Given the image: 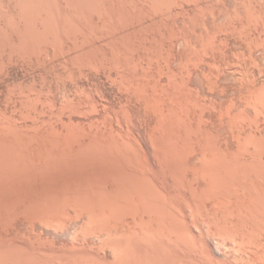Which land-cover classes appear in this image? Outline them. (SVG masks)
Listing matches in <instances>:
<instances>
[{
    "label": "bare ground",
    "instance_id": "1",
    "mask_svg": "<svg viewBox=\"0 0 264 264\" xmlns=\"http://www.w3.org/2000/svg\"><path fill=\"white\" fill-rule=\"evenodd\" d=\"M53 1L55 0L52 1L51 0H0V50L3 49L5 51H8L9 53V57L7 59L4 57L6 60L1 61L0 63V83L4 82L6 83L5 85H7L6 80L10 78L12 79V77L9 76L11 74V69L15 68L14 67L15 64L20 60H22L21 63L23 64L24 62H26V60L22 59L23 56L31 57L34 55H39V53H42L43 51H47L50 47L59 49L61 46L64 47L71 44H73V46L74 45L77 46L82 42V38H84L85 34H89L88 32L86 33V31H91L92 33L93 32L92 29L95 30L96 28H97L96 31L97 34L99 35L100 33H102V35L101 34L100 35L104 37L103 33L107 32L110 34L111 32H113L112 30L117 28L119 29L121 26H125L130 23H131L130 25H133L135 23L133 21L136 18H138L140 15L142 16L144 13L145 15H147L148 13H151L153 10V12H155L156 14L157 11H155L154 9L157 10V8L161 6L164 0H145V4L143 2L144 0H130V2L128 3L130 7L128 8L127 5H125L127 4L125 2L127 0H107L108 1L107 3L104 0H100V2L99 0H56L58 6H54ZM183 1L184 0H182V2ZM188 1L189 0L183 2V5ZM191 1H194L193 3H195V5L193 4L194 8L197 4L202 2L201 0H191ZM191 1H189V4H187L188 6H191L190 4ZM195 1H200V2H195ZM210 1L212 0H209V2ZM214 1L216 2V4H214L215 2L214 3L212 2L213 4L212 3L211 4L216 6H217V2L218 3L220 2V0L219 1L214 0ZM235 1H236L235 6L237 7L238 0ZM246 1L247 0L245 1L239 0L238 2L239 4L240 2L241 4H243V2L245 3ZM182 2L181 4L178 5L182 6ZM209 2H207V5L209 4ZM130 3H135V4L132 6ZM248 3H245V5ZM202 4H204V0ZM219 4H218V8H219ZM222 4L221 6H223ZM227 5L228 8L225 9H229L228 2ZM250 5L253 4L251 3ZM224 6L226 7V5ZM233 6H231L230 9H234L235 6L234 7ZM255 6L252 7L254 8ZM182 7L185 12L186 10L184 9V6ZM182 7H179V9L181 8V11H182ZM198 7L200 8V6ZM198 7L196 9H198ZM207 7L209 8V6ZM207 7L204 8L201 5V9L203 8V12H205L204 9H207V12L209 11ZM242 7L244 9V5ZM250 7H248L249 9L247 8L248 13L251 12L249 11ZM188 8H190L191 11H195L194 9L192 10L191 7ZM218 8H216V10ZM173 9L170 8L171 11ZM214 9L215 8H213L212 11H214ZM223 10L224 9L222 8L219 11L222 12ZM171 11H166V12L171 13L169 14L171 16L174 12L175 14L177 12L174 10L172 13ZM201 11H196V12L200 13ZM212 11L211 13L209 11V13L212 14ZM219 11H217V13ZM196 12L194 13L192 12L190 15L187 11L185 13L190 18L191 16L196 14ZM225 12L226 14L231 12L232 16L231 14L228 15L230 19L233 18V16L235 15L234 13L238 12L239 14L240 12H242V10L240 12L237 10L236 12L234 11L233 13L231 10L230 11L225 10L223 13ZM223 13L219 12V16L220 14L223 15ZM200 14L203 16L207 15V14L204 15L203 13ZM210 14L209 16H211ZM163 15L166 18L165 17L162 18L160 16L161 18L159 17L160 19L157 21H160L161 19L163 20L164 18L165 19L171 18L170 16L167 18L166 15L168 14L165 15L164 13ZM222 15L218 17L217 20H215V18L218 15H215V17H213L214 19L211 17L213 20L212 21L210 20V22L216 24L215 22L217 21L218 23L217 25H219V23L221 22L219 18H221ZM239 15L242 16L243 14L242 15L239 14ZM248 15L250 16V13ZM194 16L196 17V15ZM209 16L207 15L208 19ZM228 16L224 17L223 15L224 17L223 19H227ZM255 16L257 17V13ZM143 17H139V19ZM172 17H173V19L171 18L172 20L176 19L174 18L175 15ZM185 17L186 16H183V18ZM195 17L193 18L191 17V18L194 19ZM236 17L237 16H235V18ZM252 17L251 19L249 17L246 18L252 20ZM177 18H179V16ZM183 18L179 20L186 21ZM201 18L202 16L199 19L201 20ZM233 19L229 20L230 23L227 20L228 27L231 24L232 27L234 28L233 23H231ZM239 19L242 18L237 17L238 21ZM143 20L145 19L143 18ZM234 20L233 22H235ZM256 20L254 22H256V24H259L257 23ZM137 21L139 24L138 23L136 24L138 25H140V22L142 23L141 20L139 22V20L137 19ZM166 21L168 20H165L164 22ZM175 21L176 23H178L177 19ZM201 21L204 24V21L203 20ZM201 21L198 22V24H201ZM208 21L206 22L207 24L209 23ZM223 21L226 22V20ZM170 22H166V24ZM222 22L220 24L221 27L223 28L226 27V25L225 26L222 25ZM157 23L158 26L159 24H161L159 22ZM182 23L184 24L185 22ZM192 23H195L197 26L195 27V25L194 26L192 25L191 26L192 28H189V30L190 29L192 30V31L190 30L191 32H193L194 27L195 29L198 27L196 21L193 22L192 20L191 23L189 22V25ZM143 24H145L144 21ZM153 24L151 23V25ZM179 24H175V26L176 25L179 26ZM214 24H211L213 25L212 27H214ZM88 25H90L89 26L90 28L93 26V28L88 29ZM168 25L167 26L163 25L161 27L162 28L167 27V31H169V29L170 30L172 29L171 27H173V24L171 27L169 25L170 27L169 29H168ZM184 25L188 26V23ZM244 25L241 24L240 27L241 26L243 27L241 29H243L244 35H246L247 32L245 34V31L248 30L245 29L244 31L245 28ZM149 26L150 24L148 25V27ZM158 26L157 29L160 28V27L158 28ZM178 26L177 28H179ZM202 26H203L202 24L199 25V28ZM219 26H217V31L219 29ZM257 26L258 25H256V28ZM208 27L207 25L205 26L204 24V28L203 27L200 28V31L201 29H203L202 31H205L204 29L207 28V32H208L209 31ZM212 27L210 28L212 29ZM228 27H226V29L224 30L220 28L219 29L220 31H218V33L219 32L224 33V31L227 30ZM127 28L128 27L126 26L125 30H128ZM177 28L176 30L180 31L183 29V26L182 29L180 30ZM238 28L239 27H237V29ZM185 29L187 28L185 27ZM253 29H255V27ZM165 30L166 29H164V31ZM233 30H235V28ZM128 31H130L131 33L132 31H134L135 34L134 25H133V30L132 31L128 30ZM160 31L161 30H159L158 32L160 33ZM217 31L215 33V29H214V32L212 31L210 32L214 33V35L215 34L218 35ZM239 31L240 30H238V33L236 31V33L239 34ZM241 31L239 35H236L234 31L233 33L235 34L234 37L239 36L238 38L239 39L241 38L242 40L243 39L242 37L245 36L241 34L242 33ZM96 32H94V34H96ZM138 32L137 34L139 35L141 31L139 33ZM166 32L165 34H168V32L167 33ZM170 32H172V34H170V36L172 35L171 38L176 39V41H178L177 43H179V40H177V38H179L180 36L181 37L183 36L182 37L183 39L185 37L186 39L190 38L188 42L189 45L191 44L190 41H193L194 39L193 36L194 34H192L191 36H185L186 33L183 32L184 33L183 34L181 32L182 34L179 36L178 33L180 32H178L177 33L178 37L176 38V36L173 37L174 36L173 33L175 34V32L173 30H171ZM207 32H205V34ZM125 33L127 34L128 32ZM131 33L127 35L128 36L127 39H130L133 36V34L132 36H130ZM161 33L163 34L162 35L158 34V35L163 37L165 34L163 31ZM188 33L189 31L187 32L186 35H188ZM208 33L207 35H209L210 37L211 35L213 36L211 37V39L209 38L212 44V42L215 40L214 38L216 37V35L214 36L213 34L211 33L208 34ZM221 33L220 35H222ZM113 34L115 33L113 32ZM91 35L89 34L88 36ZM124 35L125 34L123 33V36ZM196 35L198 38L199 37L203 38V35L200 33L201 36H198L199 32H197V34H195L196 40L198 39ZM107 36L108 35H105V37ZM127 36L125 35V37ZM149 36L151 37V35ZM154 36L155 35H153V37ZM166 36L163 39L165 38L167 39L168 37ZM137 37L139 38V36ZM150 37L148 38L149 40ZM162 37H161L162 40L161 43L165 42V40H163ZM191 37L193 38L192 40ZM226 38L224 37V41L226 40ZM144 39H142V41ZM251 39L253 42L255 41L256 38L254 39L253 37ZM158 40L157 42L160 43ZM172 40H170L169 37V40L167 39L166 41H172ZM202 40H204V38ZM235 40L232 41V44L233 42L234 43L237 42ZM109 41L113 43L115 39L113 38L112 41L111 38ZM155 41L154 43H156ZM208 41L207 44L210 43ZM219 41H222V39H220ZM243 41H245V39ZM243 41L241 42L242 44ZM87 42L88 41L86 40L85 43ZM110 42L106 47H109ZM125 42H121L122 44L118 43V45L113 44L114 45L113 47L111 45L112 49L110 51L111 54L109 56L108 53H106L105 56L101 58V60L99 61L96 60L98 63L94 61L95 65L97 63L98 67L101 66L103 68L104 70L103 73H105L104 75H106L105 79H107L106 83L109 84L110 90L109 91L106 90L107 91L106 94H104L102 97L103 99H101V101H103L102 103H100L101 109L100 108L99 109L101 111L99 112L95 109L96 107L95 108L93 107L92 109L93 111L95 109L96 112H99L98 114L94 113L97 116L96 115L92 116L89 114L90 116H92V118L93 117L96 118L95 119L93 118L94 120L93 121L91 120L90 122L89 116L86 115L87 117L85 118H89V121L86 122L88 123L90 122V124L87 123L88 125L86 124L85 127L83 126L84 128L79 127L80 128L79 129L77 127L79 126L78 123L80 121L78 119L82 114L81 112L80 113L78 112L80 115H76V117L79 116L77 117L78 118L77 126H71V127L69 126L72 125L71 122L72 120H69L71 115H73L74 113L78 114L77 113L78 109L75 110L76 112L74 113L72 112L74 111V107L73 110L69 108L73 113V114L70 113L71 114L70 117H68L69 114H67V112L68 111L70 112V110L66 109L67 115L65 113L64 115L59 111L60 114L63 115V118L65 117V120H66V116L69 118L67 121L64 120L66 124L63 121V118L57 115L58 114L57 111L59 109L56 110L53 108V110H56L57 113L56 118L57 116L59 117V120H61L60 118H62L61 121H63L64 124L60 123L61 121L59 122V120L56 118H54L55 120H52L51 115H53L52 113H54V111L47 109L48 111H52V112L51 115L49 114L50 118L48 117L46 118V120L51 119L52 121L51 124L57 120L58 123L62 124L61 125L62 127L60 129L57 128L58 126H60L56 124L57 122L56 123L54 122L55 124L53 123L52 127H50L51 125H49V127H46V129L44 127L42 129L41 128L42 126L40 127L37 124L38 121L36 120V118L38 117L33 119L34 117L32 118L31 117L32 115L30 116L32 118V125H30L28 123V120L25 119H24L25 121L21 119L24 122L18 121V118H16V116L19 115L18 114L19 111L17 112L15 110L16 109L15 106H14L15 109L14 108L11 109L12 110L11 113H9L10 112V108H9V112H7V114L4 113L5 111H3V109L1 108L3 111V112L0 111L1 203L5 201L7 202V200L2 202L5 196L6 198H9L12 196L14 197L16 195L15 198L13 199H17L18 196H20L19 190H21V187L18 186L20 184L24 185V187L26 188L25 184L29 185V183L32 180H34V178H36L37 180L38 177L39 178L41 177L42 180L41 182L44 183L43 188L40 187L41 190L38 189L37 192L36 191L32 192L33 193L32 196L28 198L25 196V199L27 198L26 200L23 199L24 198L23 196L21 197L23 201H20L22 200L20 198V200L18 199L19 200L18 202L17 200H15L16 202H14L12 199L11 202L9 201V204L6 203L9 206L8 205L6 206L5 203H3L5 205H2L0 203L1 258L3 255V258L5 259L3 261L5 263H8L11 257H12L10 259L11 261L12 260L19 261L21 259L19 262H23L22 260L24 261L27 260L25 253L21 251L20 254L19 252L21 249L24 250L22 247H20L21 243L19 244L20 245L19 247L21 248L20 249L17 247L10 246L13 244L14 241L12 243L11 242L7 243L8 245L5 244V242L7 241H4V239L8 240L7 237L15 239L16 237H18L19 235L21 236L22 234H24L22 235L23 238L25 234L33 235L34 237H36V239H34V241L36 242L39 239L40 240L39 242H42L40 244L42 245V250H43L42 253H44L45 256L46 249L44 248L47 246H45L43 242L47 239L48 236H46V239H44L45 237H43L44 239L43 241L41 240V237L45 232V230L49 229L52 230L53 233H55V236L53 235L54 237H56V235H58L59 238H61L60 236H62L61 239H63V237H68L70 241L65 243L63 240L64 243H61L62 240H60L61 242L59 240L58 241L56 240V238L58 237L50 238L52 239V241L55 240L56 242L61 243V246L58 245V243L49 242L48 239L46 240L47 243L45 241L46 244H49L48 246H50L52 250L54 248V251H50V254L51 252L56 251V254L58 255L60 252L57 253L58 251L55 249L61 248L60 249L62 250L61 257L63 258L60 257L61 260L59 262L57 261L59 264H264V200H263L264 198V193H263L264 190L263 189L264 188V160H263L264 158V78L260 80V77H263L261 74H263L264 68L262 67L263 65H260L263 68V70L260 66H258L259 64L254 61L255 58L253 60L251 59L253 58L252 49H254V46L260 45L258 43V40L256 42V45L254 46H252L253 43L252 45H249L251 42H249L248 45L246 44L248 47L249 46L253 47L252 49L250 47L251 50L249 51L250 52L252 51L250 55L248 53V55L252 57L249 58V56L248 57L246 56L248 60L251 59L250 62H248L247 59L246 62L244 58L241 59L237 58L238 59V61H236L237 65L236 64L235 65L237 66L236 68L239 67L238 71L240 73L239 74L236 73L238 75V78L235 75V77L237 78V79L235 78V81L237 80V85L233 89L232 91L233 93L229 91L227 84L226 85L225 83L222 84V82L225 79L224 80L223 78L221 79V76L224 73L223 72L224 69L227 68L224 67L223 69V66L225 65V64L223 65V62H225L226 60L224 61L222 58L225 55L224 51L226 50V48L223 49L221 47H218L219 46L218 44H217L218 46L215 44L209 46L211 48L215 46L218 47V48L215 47L216 49L212 48L214 50H212L213 52L212 51L210 52L212 55L211 56L209 53L211 48L209 50L205 42L204 43L206 45L204 46L207 47V49H205V51L207 50V53L204 54L202 53L204 49L202 50L199 48H202L201 43L203 42L201 41V39H198L199 43L197 41L196 43L199 44V48L195 49L192 44L189 47H191L190 49L193 50L192 52H194V50L196 51L202 50L201 51L202 56L199 57L200 52L199 53L194 52L193 53L194 55L191 56L192 58L196 56L197 57L196 59L198 60L194 61V59L192 60V58H187L189 61L188 62L185 59V61L183 62L184 64H186L187 67L183 64L185 66L183 68L179 64L180 67L177 66L179 67V69H181L179 71H177L178 68L177 70H173V67L171 69V65H172L171 62L172 59L174 58L172 56H173V52L175 51L174 49H176L174 45L177 44L171 42L169 49L164 47L165 46L164 43L160 44L162 48H165V50L168 49L166 50L165 54H161L162 57L164 56L163 59H165L166 66L163 65L164 63L163 64L161 63L163 59L161 61L159 60V63H161L162 65L160 64L158 65L157 62L158 65V66L156 65L157 70L153 71L151 69L155 68L154 66L155 63L152 66L149 65L150 70L149 68H145L146 66L143 67L140 66L139 64L135 65L134 62H133L134 63L133 66L131 65L132 63L129 61L130 59L129 56L131 55H128V53L130 51L133 52L132 49L130 50V46L132 45V43L135 42V38H134V42H132L130 46H126L124 44ZM130 42L131 41H129V44ZM184 42L185 41H183V43ZM193 42H195V40ZM228 42L230 43V41ZM228 42H226V46H228L229 44ZM92 43L94 44L95 42L93 41ZM92 43H90V45ZM126 43L128 45V42ZM148 43L149 42L147 43L145 42L146 46ZM158 43H157L158 47L157 46L154 47L155 44L152 43L151 44L152 46L154 45L153 47L155 49L156 48L158 49L159 48ZM221 43L224 44L225 42H221ZM179 44H181V42ZM101 45L99 46L103 47L106 50L105 44H101ZM97 46L95 47V49L98 48ZM146 46H144L145 49L150 47L149 44L147 48ZM258 46H256L257 49ZM74 47H72L71 50H74ZM183 47H186L185 50L187 49V45L182 46L181 44L180 48L178 47L179 48L178 50L181 49L182 51ZM68 48L69 46H67V50ZM233 48L235 49V47H232L231 50H233ZM60 49L58 50L59 54L62 53L61 56L64 57L65 56L63 55L64 49L62 50V52L60 51ZM95 49L93 47V50H90V52L93 51L94 53ZM190 49L189 51H186L189 52L188 54H192ZM257 49H255V51ZM75 50H78L77 47ZM147 51H149L150 53L153 52L154 54V51L151 52L148 49ZM236 51L234 53H237ZM68 52L66 51V53ZM244 52L246 51L244 50ZM70 53L71 52H69V54ZM185 53L184 55L187 54ZM234 53L230 54L232 55L231 57L236 55ZM239 53L242 54L240 51ZM135 54L137 55L138 51L137 53L135 52ZM147 54L149 55L148 52ZM226 54L228 53L226 52ZM246 54L247 53H245V55ZM0 55L2 56V54ZM50 55H52V53ZM174 55L175 58L177 59L178 57H176L175 53ZM216 55H219L218 56L219 59L217 58ZM42 56L43 55H41V57ZM70 56L73 58V56L76 55L74 54ZM142 56L146 57L144 55ZM242 56H244V53ZM99 57L101 56L98 55L97 58ZM143 57L140 56V58ZM149 57L151 56H148L147 58ZM185 57L186 56H184V58ZM207 57H211V58L209 59ZM226 57L228 56L225 55L224 59H228ZM231 57H229V59ZM180 58L178 60H180ZM2 59L3 58H1V60ZM189 59H191V62ZM231 59L233 60V58ZM80 60L78 61L81 62ZM34 61L32 63H34ZM141 61L143 62V60ZM144 61L146 64V60ZM186 61L187 63H185ZM229 62L230 60L227 61V66ZM43 63L45 62L43 61ZM68 63L70 64V61ZM77 63L75 62L74 64L76 65V67H78L80 64ZM188 63L192 65L188 66L189 65ZM232 63H230L229 66L233 65ZM254 65L256 68H258L257 69L258 71L261 68L260 72L258 73L260 76L256 75L255 73L256 70L255 71L250 70L251 69L250 67ZM59 66L61 67L62 65ZM64 66H68V65L64 64ZM174 66L176 67L175 64ZM27 67H31V66L28 64ZM66 68L67 67H65L64 69ZM252 68L256 69L254 67ZM15 69L17 70V68ZM69 69L72 71L71 68ZM164 69H167L168 71ZM18 70L16 71L17 73ZM99 70L102 71L101 69ZM232 70L231 72L233 73L234 70L237 72L236 69H234L233 71ZM92 71L97 72L95 70ZM113 71L118 75L116 79L112 78ZM227 72L228 71L226 69V73ZM57 73H56L57 75L56 77H60L58 76V74H60L61 72L58 74ZM30 74L31 73H29V75ZM66 75L68 76L67 72ZM101 75L102 74H100L99 76ZM225 75L226 74H224V78ZM61 76H62L61 78L63 79L65 75L63 76L61 74ZM73 77H75V75ZM73 77L71 78L73 79ZM228 78L229 77H227V79ZM66 79L67 78H65V80ZM86 79H89V77H87ZM55 81H57V78ZM59 81L61 83V79L58 80V83ZM92 81H93L92 85H94V82L97 83V81L94 80ZM230 81L231 82H229L228 84L235 83L232 82L233 81L232 79H230ZM8 82L12 83L10 81ZM33 82H35V80ZM43 82H47V81H43ZM90 83H92L91 80ZM90 83H88V85ZM84 84H86V82ZM235 84H233V86H235ZM56 87H58V84ZM9 88L11 89L12 86ZM26 88L28 91L32 90L30 89L31 87H26ZM86 88L87 87L85 86V90L88 91L87 90L88 88L87 89ZM58 89L60 91V86ZM78 89L79 88H77V90L75 89L76 92L77 91L80 92V90ZM69 90L68 91L71 92V89ZM75 90L73 92L76 97L77 94L75 93ZM85 90L83 89L81 93L84 92ZM45 92H47V90H45ZM63 92H61V94ZM229 92L232 93L230 94V96L231 95L232 96L231 97L228 96L229 98L227 99V97H224V95L229 94ZM7 93H8V89H7ZM37 93L38 92H36V94ZM0 94L2 93L0 92ZM20 94L21 93H19V95ZM14 95L15 94H13L12 97H14ZM67 95L70 94L68 93ZM83 95L85 94L83 93L79 97L82 98ZM95 95L97 96V93ZM98 95L101 96L102 94H98ZM39 96L40 95H38V97ZM42 96L43 94L41 95V97ZM36 97L34 96V100H36ZM222 97L226 99H223ZM9 98L11 99L10 96ZM29 98H31V96L26 98V100L31 101V99ZM46 98H48L47 94H46ZM60 98H62L61 95ZM70 98H72V96ZM87 98L84 99L82 98V99L86 100ZM63 99H65V97ZM67 99H69V96H67ZM82 99H81V103H82ZM74 100L79 102V99L74 98ZM46 101L47 100L43 102L41 100L40 102H43L45 104ZM9 102H11V100H9ZM91 102H94V100ZM98 102L99 101H97V103ZM22 103L23 102H21V104ZM68 103H71L70 99ZM87 103L89 102L87 101ZM94 103L90 105L95 106L96 103L95 104ZM36 105L38 106L39 104ZM45 105L47 106V104ZM41 106H43V104ZM62 106L67 108L65 105ZM62 106H60V108H62ZM76 106L77 105H75V108L77 107L79 108L80 105L77 107ZM82 106L80 107V109L82 108ZM88 106L86 105V107ZM249 107L250 109L252 108L253 111L252 110L249 111L248 109ZM44 108L45 107L43 106V110ZM19 109L21 108L19 107ZM30 109L28 110L27 108L28 111L25 110V112H22L20 110L21 111L20 114L25 116L26 113L28 112V114L25 116V118H28L29 117L28 115H30L29 113H32L33 110L36 111L35 110L36 107L35 109L32 110ZM80 109L78 111H80ZM60 110L62 111L64 110V108ZM82 110L84 112H86V110L92 111L91 108L90 110L89 108L88 109L86 108V110L85 109ZM44 111L43 113L46 112ZM251 111L253 112L252 114L249 113ZM40 112L41 111H39V113ZM33 113L35 114V112ZM43 113L42 115H44ZM88 113L89 112H87L86 114ZM91 114H93V112ZM24 116L20 118H24ZM76 117L75 118L71 117V118L76 119ZM84 120L82 121L84 122ZM69 121L71 124H68ZM75 122L73 121L74 124ZM54 125H57V127L55 126L57 129L53 127ZM246 154L249 155L250 157V158L248 157L249 159L247 157L245 158ZM87 156L88 158L90 157L92 162L98 161L95 164L96 165L100 164L101 165V167L99 166L100 168L107 170L108 177H106V179H102L105 180L102 181V183L99 181L100 179L98 180V175L96 174H95L96 176L93 175V177L89 174L93 178V179L91 178V180L89 181L81 179L84 177H79V175L77 176L74 174L76 170H72V169L75 168V166L77 167L80 164H82V161L80 162L81 158H85L84 159L85 161ZM87 161L88 160H86L85 162ZM62 164L67 166L66 170L68 171L65 174H67L68 175L67 177H69L68 179H70L69 181L67 180L68 182L64 185L59 184V181L61 179L56 181L59 177L58 173L57 175L54 174L55 171L57 172L58 168L61 167L62 169ZM68 164H70L69 165L70 171L68 168ZM84 164H88V162ZM90 164L92 163L89 162V165ZM82 167L84 166H81V170L83 169L85 170V168L82 169ZM53 169H57V170H53ZM79 170L80 169H78L77 174L79 173ZM82 174H84V172ZM89 175L88 177H86L87 179H89ZM85 176H87V174ZM16 186H18L19 189ZM14 188H16L15 189L16 192L18 190L17 193H15ZM13 192L15 193V195L12 194ZM22 192L21 195L26 194V192H24L23 194ZM10 199L11 198H9V200ZM12 202L18 204L17 205L11 204ZM49 232L48 235L49 234L51 235L52 232L50 233ZM26 238H28V236H26ZM90 238L91 239L97 238V240L100 239L98 242L100 243L101 241L102 244H100V247L97 244V248L99 249L102 248L101 245L104 247H108V249L107 248H103V249L110 250L108 252L111 253V259L107 258L105 256V252L102 250L100 251H102V253L104 252V256L98 253L99 252L97 251L98 249L96 250L97 252H95L94 250L95 253L93 254L90 253V251L93 250L90 249L89 251H87L86 248L90 242H91L90 245L92 244V242L98 243L97 241L94 240L90 241L91 240ZM29 239L31 240V238ZM12 240L13 239H11V241ZM30 240L28 241V243H32L33 239L31 240V242ZM65 241L67 240L65 239ZM33 243L35 244V242ZM38 244L39 243H37L36 245ZM40 244L38 245V248L40 247ZM28 245L30 246H27V242H26V246L29 247L31 251L36 247L35 245L34 248L31 247V244ZM90 245L88 247L92 248V245L91 246ZM95 246L96 245L93 246L94 249H96ZM23 247L25 248V246ZM30 247L33 249H31ZM38 248L37 250L34 249V251L36 250V252H38L40 250ZM29 249L28 248L25 249V252L27 250L29 253ZM34 251L33 253H35ZM17 252H19L18 254L20 255L17 256L16 255ZM6 254L11 255L9 256L10 257L9 259ZM36 254L35 255L33 254L34 257L36 256ZM50 254L47 251L46 256L50 258ZM56 254L54 255L56 256ZM21 255L25 256L26 259L25 257H22L20 259H14L16 258V256L17 258H19V256ZM51 255H53V253ZM32 256L31 257L28 256V257L33 259L34 257ZM44 256L43 254L41 256L39 255V257H42V259L39 258L38 256L35 257L38 260L40 259L42 261H39L38 263L37 262L38 260L34 258L35 261L31 260L32 264L35 262H37V264H49L47 263L49 261L56 262V259L54 260L52 258L53 260H50L47 257H45L46 259H48L46 262L43 259ZM108 256L110 255L108 254ZM6 257L8 259L7 262H6ZM56 258L59 259L58 256H56ZM1 260H0V264L4 263ZM18 261L14 263L17 264L19 263ZM26 262H24V264H28V263L31 264L30 261H28V263ZM10 263L12 264L13 261Z\"/></svg>",
    "mask_w": 264,
    "mask_h": 264
},
{
    "label": "rangeland",
    "instance_id": "2",
    "mask_svg": "<svg viewBox=\"0 0 264 264\" xmlns=\"http://www.w3.org/2000/svg\"><path fill=\"white\" fill-rule=\"evenodd\" d=\"M51 1H52V0H51ZM104 1H106V3L108 2L107 0H104ZM169 1H171V2H169ZM175 1H176V2H175ZM185 1H186V0H184L183 2H185ZM189 1H191V0H189ZM189 1L185 3L186 6H188L187 4H189ZM201 1H202V2L199 3V4H197V5L195 6V8H194L195 3H193L194 1H191V2H192V3L190 2L191 6H188V7H191L192 10H193V9L195 10V11H191L190 8H188V7L185 6V4L183 5L182 0H178V1H177V0H167V2H166V0H164V1L162 2L161 6H159V8H157V10L154 9L155 11H157L156 14H155V12H153V10H152L151 13H148V14L146 13L147 15H145V13H144V14H143L144 17H143V15H142V16H141V15L139 16V17H143L146 21L143 20V18H140V19H139V17L135 19L136 21H137V19H138L139 22H140V20H141V21L143 20L145 24H143V21H142V23L140 22V25H138V24H139L138 21H137V22H136L135 20L133 21V22H135V23L133 24V25H134V28H135V34H134V31H132V30H133V25H130V24H131V23H130V24H127V25H125V26H121L119 29L117 28L118 30H117V29L112 30L115 34H113V32H111V33L113 34V35H112L111 33L109 34V33L106 32V33H103V36H104V37H102V36H101L102 33H100L101 35H100V34L98 35L97 32H96V31H97V28L92 24L96 29H95V30L92 29V31H93L92 33H91V31H86V33L88 32L90 35L92 34L91 36H88L89 34H85L84 38H82V42H81L79 45H77V46L74 45L75 47L73 46V44H71V45H67V46H69L68 50H69V49L71 50L72 47H74V50H71V51L69 50V52H71L70 54H69V52H68V50H67V46H64V47L61 46V47H60L61 49L59 48L61 52H62V50L64 49V50H63V52H64L63 55H65L64 57L61 56V55H62L61 52H60L61 54H59V51H58L59 49H58V48H53V47H50L47 51H43L42 53H39V55H34V56H31V57H29V56H28V57H24V56H23L22 59L26 60V62H27L31 67L33 66V67H32L33 69H32L31 67H27L28 64H27L26 62H24V64L21 63L22 60L18 61V62L15 64L14 67L17 68V70L19 69V70H18V73L16 72L17 70H16L15 68H13V69H11V74H10V76H9V77H12V79H14V80H12L11 78L8 79V80H6L7 85H5L6 83H4V82L0 83V92L2 93V94H0V103L3 104V105L0 104V109L2 108L3 111H5L4 113L7 114V112H9V108H10V112H9V113H11V111H12L11 109L14 108V106H15L16 109H15V108H14V109H15L17 112L19 111V112H18L19 115L16 116V118H18V121L24 122L25 120H28V123H29L30 125H32V118L34 117L33 119H35L36 117H38V118H36V120L38 121L37 124H38V126H40V127L42 126V127H41L42 129H43V127L46 129V127H49V125H51L50 127H52V125H53L54 122H55V123L57 122L56 124H57V125H60V126L57 127V125H54L53 127H54L55 129H57V128L60 129V128L62 127V126H61L62 124H60V123H63V124H64V122L67 121V120L69 119L68 117H70V115H71L70 113H72V112H73V113L76 112L75 110H77V109L79 110L80 107L83 105L82 108L80 109V111L77 110V113H78V112H79V113H80V112L82 113V114H81L82 117H81V115H80L79 113H78V114H75V113H74L75 116H74V114L72 113L73 115H71V117H74V118H75L76 115H80V117L77 116V117H79V119H78L77 117H76V119L70 117L69 120H72V121H71V122H72V125H69V126H70V127H71V126H77V123H78V120H79V121H80V122L78 123L79 126H77V127H78V128H79V127L82 128L83 126L85 127V125L88 123V122H86V121H89V118H90V122H91V120L93 121L96 117H95V118L93 117V118H94V119H93L92 116H95L96 114H98V113L101 111V110H100V109H101V104H100V103L103 102V101H101V99H103V98H102L103 95L106 94V92H107L106 90H108V91L110 90L109 84L106 83L107 79H105V76H106V75H104L105 73H103L104 70H103V68H102L101 66H99V67L97 66V65H98V64H97V63H98L97 61L101 60V58H103V57L105 56L106 53H108V56L111 54L110 51H111L112 47L114 46L113 44H117V45H118V43H119V44H122L121 42H125V40H126V42H128V45H127L126 42H125L124 44H125L126 46H130L131 43L134 42V38H135V42L132 43V45H131V46H133V47L130 46V50L132 49L133 52L130 51L131 53H130V52H129L130 54L128 53V55H131V56H129V57H130L129 61H130L132 64H131V63H130V64H131L132 66H133L134 63H135V65H136V64H137V65L139 64L140 66H143V67L146 66L145 68H149V70H150L149 65L152 66V65L155 63V64H154L155 68H152V69H151V70H153V71H156V70H157L156 68H157V66H158L159 64L162 65V64L164 63L163 65L166 66V65H165V64H166L165 59H163L164 56L162 57L161 54H165L166 50L169 49V47H170V43H171V42L177 44V45H174L176 49H174L175 51L173 52V56H172V57L175 58V55H174V53H175V54H176V57H178V58H177V59H176V58H175V59L173 58V59H172V62H171V64H172V65H171V69H172V67H173V70H177V68H178L177 71L181 70V69H179V67H180L179 64H180L181 67H183V68L186 66V64H184V62H183V61H185V59L188 61L187 58H192V56L194 55V54H193L194 52H196V53H197V52H198V53L200 52V53H199V57L202 56L201 51L204 49V50L202 51V53H203V54H204V53H207V50L205 51V49H207V47H208L209 50H210V48H211V47H209L210 45L212 46V45H214V44H215V45L218 44V45H219V46L217 45L218 47H221V48H223V49L226 48V50L224 51V54L228 56V57H226V58H228V59H229V57L232 56V55H230V54L234 53V52L236 51V49H237V51H236L237 53H234V54H236V55L233 56V57H231V58H233V60H232L231 58L229 59L230 62L228 63V66H227V61H229V60H228V59H224V56H225V55L222 57L224 61L226 60L225 62H223V65H224V64L226 65V66H225V65H224V66L222 65V66H223V69H224V67H225V68L227 67V68H226L227 71L230 72V73H228V72L226 73V69H224V71H223L224 73L222 74L221 79L223 78V80L225 79L226 81L224 80V81L222 82V84H223V83H225V85L227 84L229 91L232 92L233 89H234V88L236 87V85H237V80L235 81V78H236V77L238 78V75H237V74L240 73V72L238 71V70H239V69H238L239 67L236 68V67H237V66H236V65H237V64H236V61H238L237 58H240V59H241V58H244V60L247 62V60H248L247 57H248V56L250 55V53L252 52V51L250 52L249 50H251V49L253 48L252 46L256 45L257 40H258V43H259L260 45H259V46L256 45V46H258V49L256 48V46H254V49H252V50H253V53H252V54H253V55H252L253 58H251V59H252V60H253L254 58L257 59V58L259 57V58L257 59L258 61L255 60V59H254V61H255L256 63L259 64V65L257 64L258 66L263 65L262 67L264 68V53H263V52H264V0H258V1L253 0V1H255L256 3L253 2L252 0H250V1L247 0V1L245 2V3L250 2V3L246 4V5H247L248 7L251 6V7H250V10H249V11H251V12H249V13H250V16H251V17H252V15H253L252 20L256 17L255 15H256V13H257V17H256L257 20H256V18H255L253 21H252V20H249V18L251 19V17L248 15L249 13L247 12V10H248L249 8L245 5L244 2H243V4H241V2H240V4H239V2H238L239 0L237 1V3H238V6H237V7L235 6V5H236V4H235V3H236L235 0H234L235 2L232 1V0H230L231 2H230V1H227V0H222V1H223L224 3H226V4H224V3L220 0V2H219L220 4L217 2V6H216V5H212V4L215 2L214 0H212V1H210V2H209V0H204V4H206V5L202 4V3H203V0H201ZM218 1H219V0H218ZM241 1H242V0H241ZM244 1H245V0H244ZM53 2H54V4H53L54 6H58V4L56 3V0L53 1ZM53 2H52V3H53ZM99 2H100V0H99ZM102 2H103V1H102ZM125 2L127 3V4H125V5H127V8L130 7L129 4H128V3L130 2V0H129V1L127 0V1H125ZM140 2H141V1H140ZM143 2H144V4H145V0H144ZM143 2H142V3H143ZM181 2H182V6H184V9L189 13V15H190L192 12L194 13V12H196V11H201V10H202V11H201L200 13H203V14H204L205 12H207V9H204L205 12H203V8L201 9V5H202L204 8L207 7V6H209V8H208V7H207V8L209 9L210 13H211L212 9L215 8V9H214L215 12L212 11V14L214 13L213 15L210 14L209 11H208L207 13H205V14H207L208 16H209V14L211 15V16H209V19H208L207 15L204 14L205 16H203V15H201L199 12H196V14H194V15H196V17H195L194 15L191 16L192 18L195 17V18H194L195 20H194V19H192L191 17L189 18V16L186 15V13H185L186 11L184 12L183 7H182L181 5H180V6L178 5V4H181ZM195 2H200V1H195ZM207 2H209L210 5H209V4L207 5ZM212 2H213V3H212ZM227 2H228V4H229V9H225V8H228V7H227V6H228V5H227ZM55 3H56V4H55ZM174 3H175V4H174ZM211 3H212V4H211ZM222 3H223V4H222ZM231 3H232V4H231ZM251 3H252L253 5H250ZM130 4L133 6L135 3H130ZM164 4H165V5H164ZM193 4H194V5H193ZM214 4H216V2H215ZM218 4H219V8H218ZM221 4H222L223 6L226 5V7H225V6H224V7L221 6ZM233 4H234L235 7L233 6ZM168 5H169L170 7H169ZM171 5H172V6H171ZM176 5H177V6H176ZM192 5H193V6H192ZM211 5H212V6H211ZM230 5L233 6L234 9H230V7H231ZM239 5H240V6H239ZM243 5H244V9H243V7H242ZM249 5H250V6H249ZM255 5H256V6H255ZM258 5H259V6H258ZM137 6H138V5H137ZM175 6H176V7H175ZM178 6H179V7H182V11H183V12L181 11V8L179 9ZM198 6H200V8H199ZM210 6H211V8H212V7H213V8L211 9ZM215 6H216V7H215ZM252 6H255V7L253 8ZM138 7H139V6H138ZM161 7H162V8H161ZM163 7H164V9H165V8H166V9L164 10ZM174 7H175V8H174ZM197 7H198L199 10L196 9ZM220 7H221V8H220ZM240 7H241V8H240ZM170 8H171V9L174 8V9L171 11ZM216 8H218V9L216 10ZM222 8H223L224 10H223L222 12L219 11V10L222 9ZM237 8H238V9H237ZM247 8H248V9H247ZM251 8H252V10H251ZM255 8H257V9H255ZM160 9H162V10H160ZM178 9H179V11H178ZM188 9H189V10H188ZM200 9H201V10H200ZM235 9H237L239 12H240L241 10H242V12H243V11H245V12H243V13L240 12L239 14H241V15L243 14L242 16H240V15L238 14V12H236L237 10H235ZM240 9H241V10H240ZM159 10H160V11H159ZM174 10L177 11L176 14H175V12L173 13ZM225 10H226V11H227V10H229V11L231 10L232 13L235 11L237 14L234 13L235 15L233 16V18L236 19V20H234L233 18H230V19H229V16H228V15L231 14V12L228 13V14H226V12L223 13ZM253 10H254V11H253ZM255 10H256V12H255ZM163 11H164V12H163ZM166 11H171V12L175 15L174 18L177 19L178 23H176V21H175L176 19H175V20H172V19H173L172 16H174V15L172 14V16H171V15H169V14H171V13H168V12H166ZM217 11H219L220 13H223L224 17H225V16H228L227 19H223V18H224L223 15L220 14V16L222 15V17L219 18V20H220L221 22H222L223 20H226V22H224V21H223L224 23L222 22V25H223V26L226 25V27H228V22H229V20H231V19H233V20L235 21V22H233V20H232V22H231V23H233L235 30H233L234 28H233L232 25L230 24V25H229L230 29H229V27H228L227 30L224 31V33H221V32L218 33V31H220V30H219L220 28H222V29L224 30V29H226V27H224V28L221 27V25H220L221 22H220L219 20H218V21L220 22V23H219L220 26L217 25V24H218L217 21L215 22L216 24L210 22V20L212 21V20L214 19L213 17H215V15H218V16L215 18V20H217L218 17H220V16H219V12L217 13ZM252 11H253V13H252ZM161 12H162V14H161ZM178 12H179V13H178ZM158 13H160V14H158ZM164 13H165V15L168 14V15H166L167 18L170 16L172 19H171V18L165 19L166 17L163 15ZM180 13H181V15H180ZM183 13H185V14H183ZM188 13H187V14H188ZM197 13H199V14H197ZM215 13H216V14H215ZM154 14H155V16H154ZM157 14H158V15H157ZM178 14H179V15H178ZM244 14L247 15V16H245ZM251 14H252V15H251ZM258 14H259V15H258ZM151 15H152V16H151ZM156 15H157V16H156ZM176 15H177V17L179 16V18H177ZM149 16H151V17H149ZM153 16H154V18H153ZM160 16H161L162 18L165 17L163 20H164V21H165V20H168V21H166V22H170V21H172V22H170V23L173 24V27H171L172 24H170V23H167V24H166V22H164L162 19H161L160 21H157V20H159V19L161 18ZM181 16H182V17H181ZM183 16H186V17L183 18ZM197 16H198V17H197ZM201 16H202V18L204 17L203 19L201 18V20L204 21L205 26L207 25V27H208V25H209V27H208V30H209L208 32H209V33H211V34L214 35V33H212V32H214V29H215V33H216V31H217V26H219V29H218V31H217L218 35L215 34L216 37L214 38V39H215L214 41H213V38H212V41L214 42V43L212 42V44H211V42H210V39H211V37H213V36L211 35V37H210L209 35H207V33H208V32H207V28L204 29L205 31H202L203 29H201L202 32L200 31V28H202V27L204 28V24H203L202 21L199 19ZM231 16H232V14H231ZM235 16H237L238 18H242V19H239V21H238V20H237V17L235 18ZM155 17H156L157 19H156ZM159 17H160V18H159ZM187 17H188V18H187ZM205 17H207V18H205ZM211 17H212L213 19H212ZM246 17H249V18H246ZM148 18H149L150 20H149ZM151 18H153L154 20L151 19ZM182 18L185 19L186 21H182V20L180 21V20H179V19H182ZM260 18H261V20H260ZM170 19H171V20H170ZM187 19H189V20H187ZM191 19L193 20V22L196 21L197 24H198V22L201 21V24H202L203 26L199 28V25H201V24H198V27L195 29V27L197 26L195 23H192V24L189 25V22L191 23V21H192ZM197 19H198V20H197ZM204 19H205V20H204ZM152 20H153V21H152ZM169 20H170V21H169ZM190 20H191V21H190ZM199 20H200V21H199ZM208 20H209V21H208ZM215 20H214V21H215ZM227 20H228V22H227ZM255 20H256L257 23H259V24H256V22H254ZM148 21H149V22H148ZM154 21H155V22H154ZM156 21L159 22V23H161L162 25L159 24V26H158V23H157ZM173 21H174V22H173ZM207 21L209 22L208 24L206 23ZM146 22H147V23H146ZM162 22H163V23H162ZM180 22H181V23H180ZM182 22H185L184 24H187V23H188V26H187V25L185 26ZM252 22H253V23H252ZM136 23H138V24H136ZM151 23H152V24L154 23V24L151 25ZM155 23H156V24H155ZM164 23H165V24H164ZM179 23H180V24H179ZM226 23H227V24H226ZM229 23H230V22H229ZM88 24H89V23H88ZM90 24H91V23H90ZM135 24H136L138 27H137ZM141 24H142V25H141ZM147 24H148V25L150 24V26L148 27ZM168 24H169L170 27L172 28L171 30H173L174 32H175V30H176V28H177V26H178V25L175 26V24H179V26H178L179 28H177V29H179V30L182 29V26H183V29H182L183 31H182V30H180V31L176 30V32H175L176 35L173 33V35H174L173 37L176 36V38H177L178 35L180 36L183 32L187 34L188 31H189L188 35L185 34V36H191L192 34H194V35H193V36H194V39L191 37V40L193 39V41L195 40V42L190 41V43L193 45V47H194L195 49H196V48H199V44H198V43L200 42V40H199V42H198V39H201V41H202L203 43L205 42L206 44H207V41L209 40L208 42H210V43L207 44V45H206L205 43H204V44L201 43L202 48H199V49H202V50H199V49H198L199 51L194 50V52H192L193 50H191V49H190L191 47H189V46H191V44L189 45V43H188L189 40H190V38H189V39H186V37H185V38L183 39V38H182L183 36H182V37L180 36L179 38H180L181 40H180L179 38H177V40H179V43L181 42L182 46H183V45H184V46L187 45V49H188V50H187V49L185 50L186 47H183L184 49L182 48V51H181V49L178 50V49L180 48L181 44L177 43L178 41H176V39L171 38L172 35L170 36V34H172V32H170L171 30L169 29L170 27H169ZM182 24H183V25H182ZM211 24H214V27H215V26H216V27H215V28L212 27L213 25H211ZM236 24H237L238 26H237ZM241 24H242V25H244V24L246 25V26L244 25V27H245V28H244V31H245V29L248 30V31H245V34H246V32H247L246 35L248 36V38H247L246 35H244V33H243V29H241V28H243V27H242V26L240 27ZM251 24H252V25H251ZM253 24H254V25H253ZM255 24L258 25L257 28H256V25H255ZM128 25H129V26H128ZM156 25L158 26V28H159V27H160V28L157 29V26H156ZM163 25H164V26H167V25H168V29H169V31H167V27H165V28L163 27L164 29H166V30L164 31V29L161 27V26H163ZM192 25H193V26L195 25V27H194V29H193V32H194V33L191 32V31H192L191 29H190L191 31L189 30V28H192V27H191ZM235 25H236L237 27H239V28L237 29V27H236ZM89 26H90V25H88V29L90 28ZM93 26H92L91 28H93ZM126 26L128 27V28H127L128 30H131V31H132V33H131L130 31H128V30H125V27H126ZM130 26H132V27H130ZM142 26H143L144 28H143ZM155 26H156V27H155ZM174 26H175V27H174ZM184 26H185L187 29H185ZM141 27H142V28H141ZM154 27H155V28H154ZM210 27H212V29H211ZM246 27H247V28H246ZM254 27H255V29H253ZM91 28H90V29H91ZM121 28H122V29H121ZM173 28H174V29H173ZM209 28H210V29H209ZM231 28H232V29H231ZM137 29H138V30H137ZM140 29H141V30H140ZM146 29H147V31H146ZM149 29H150V30H149ZM155 29H157V30H155ZM162 29H163V30H162ZM236 29H237V30H236ZM256 29H257V31H256ZM115 30H116L118 33H117ZM122 30H123V31H122ZM153 30L155 31V33H154ZM159 30H161L160 33L158 32ZM184 30H187V31H184ZM195 30H196V31H195ZM231 30H232V31H231ZM238 30H240V31L242 30V31H241L242 33H241V34L245 36V37H242V38H243L242 40H241V38H240V39L238 38L239 36H238V37L235 36V37H237V38L234 37L235 34H236V35H239V34H240V31H239V34H237V33H238ZM119 31H120V32H119ZM138 31H139V32L141 31V32H140L141 34H140ZM143 31H144V32H143ZM152 31H153V32H152ZM156 31H157V32H156ZM162 31L164 32V34H165V32L167 31L168 34H165L163 37L160 36V35L163 34V33H161ZM177 31L180 32V33H178ZM210 31H212V32H210ZM221 31H222V30H221ZM234 31H235V34H233ZM236 31H237V33H236ZM260 31H261V32H260ZM94 32H96L97 35L94 34ZM109 32H110V31H109ZM125 32H128V33L126 34ZM129 32L131 33L130 36H132V34H133L132 37H134V36H135V37H134V38L131 37L130 39H127V38H128L127 35L130 34ZM137 32L139 33V35L137 34ZM147 32H150V33H147ZM167 32H166V33H167ZM181 32H182V33H181ZM195 32H196V33H195ZM197 32H199V35H198V36H201L200 33L203 35L204 40H202L203 38H200V37L198 38L197 35H196V37H197L198 39H197V40L195 39V34H197ZM205 32H207V33L205 34ZM225 32H226V33H225ZM250 32H251V33H250ZM256 32H257V33H256ZM259 32H260V33H259ZM98 33H99V32H98ZM116 33H117V34H116ZM123 33H124L127 37H125V35L123 36ZM151 33H152V34H151ZM177 33H178V35H177ZM184 33H183V34H184ZM190 33H191V34H190ZM209 33H208V34H209ZM220 33H221L222 35H220ZM93 34H94V35H93ZM104 34H105V35H108V36H107L108 38L105 37ZM144 34H145V35H144ZM148 34L151 35V37H150ZM158 34H160V35H158ZM189 34H190V35H189ZM223 34H226V35H223ZM95 35H96V37H95ZM109 35H110V36H109ZM115 35H116V38H115ZM117 35H118L119 37H118ZM153 35H155V36L153 37ZM166 35H167V36H166ZM215 35H214V36H215ZM249 35H250V36H249ZM93 36H94V37H93ZM111 36H113V37H111ZM121 36H122L123 38H122ZM137 36H139V38H138ZM140 36H141V37H140ZM158 36H159V37H158ZM165 36L168 37V38H167L168 40H169V37H170V40L173 39L174 42H173V40H172V41H166V40H167L166 38L163 39ZM205 36H206V37H205ZM207 36H209V37H207ZM223 36H224L225 38L227 37L228 39L226 38V40L224 41V37H223ZM260 36H261V37H260ZM124 37H125V38H124ZM144 37H145L146 40L144 39ZM149 37H150V40L148 39ZM156 37H158V38H156ZM161 37H162L163 40H165V42H163V43H164V45H165L164 47H165V48H168V49H166V50H165V48H162L161 45H160V44H163V43H161V42H162ZM233 37H234V38H233ZM240 37H241V36H240ZM253 37H254V39H255V38H256V39H255V41L252 42V39H251V38H253ZM111 38H112V41H113V38L115 39V41H113V43H111V42L109 41ZM117 38H118V39H117ZM140 38H141V40H140ZM151 38H153V39H151ZM155 38H156V39H155ZM187 38H188V37H187ZM205 38H208V39H205ZM209 38H210V39H209ZM216 38H217V39H216ZM219 38L222 39V41H219V40H220ZM258 38H260V39H258ZM261 38H262V40H261ZM119 39H120V40H119ZM124 39H125V40H124ZM131 39H132V40H131ZM142 39H144V40H143L144 42L142 41ZM147 39H148V40H147ZM158 39H159V40H158ZM185 39H186V40H185ZM230 39H231V40H230ZM235 39H236V40H235ZM244 39H245L246 42L243 41ZM248 39H249L250 41H249ZM254 39H253V40H254ZM86 40L88 41L87 43H85ZM117 40H119V41H117ZM127 40H128V41H127ZM152 40H153V41H152ZM155 40H156V41H155ZM157 40H158L160 43H158ZM182 40L185 41V42H184L185 44L183 43ZM234 40L237 41V42H235V43L233 42V44H232V41H234ZM90 41H91V42H90ZM93 41L95 42L94 44L92 43ZM116 41H117V42H116ZM129 41H131L130 44H129ZM138 41H140V42H138ZM151 41H152V42H151ZM154 41H155L156 43H154ZM196 41H197L198 43H196ZM228 41H230V43H229ZM242 41H243V44L241 43ZM247 41H248V42H247ZM262 41H263V42H262ZM83 42H84V43H83ZM89 42L92 43V44L90 45ZM105 42H106V43H105ZM109 42H110L109 47H106V46H108V43H109ZM136 42H137V43H136ZM141 42H142V45H141ZM145 42H146V43L149 42L148 44H149L150 47L147 48L148 44H147V46H146ZM150 42H151L152 44H155V46L153 45L154 47H156V46H157V43H158V44H159V48H158V49H157V48L155 49V48L152 46V44H151ZM221 42H225V43L223 44V43H221ZM226 42L229 43V44L227 43L228 46H226ZM249 42H251V43L249 44ZM254 42H255V44H254ZM260 42H262V43H260ZM88 43H89V44H88ZM100 43H101V44H105V48H106V50H105L103 47H101V46H104V45H101ZM135 43H136V44H135ZM165 43H166V44H165ZM193 43H194V44H193ZM195 43H196L197 46L195 45ZM237 43H238V44H237ZM239 43H240V45H239ZM252 43H253V45H252ZM258 43H257V44H258ZM96 44H97V45L99 44V45H101V46H99V45L97 46ZM167 44H169V45H167ZM202 44H203V45H202ZM221 44H223L224 47H223V45H221ZM241 44H242L243 46H242ZM246 44H247V45L249 44V45H252V46H249V47H248ZM92 45H93L94 49H95L96 46L98 47V48H97L98 50L95 49V50H94V53H93V51L90 52V50H93ZM94 45H95V46H94ZM111 45H112V47H111ZM134 45H135V46H134ZM194 45H195L196 47H195ZM204 45H206L207 47L204 46ZM229 45H230L231 48L229 47ZM78 46H79V47H78ZM142 46H143V47L146 46V48H147L148 50H150L151 52L154 51V54H155V55L153 54V52L150 53L149 51H147V49H145V47L143 48ZM201 46H200V47H201ZM236 46H237V47H236ZM76 47H77L78 50H75ZM136 47H137V48H136ZM141 47H142L143 50L141 49ZM151 47H153V48H151ZM157 47H158V46H157ZM178 47H179V48H178ZM188 47H189V48H188ZM215 47H216V46H215ZM215 47H212V48H215ZM218 47H216V48H218ZM232 47H235V49L233 48L234 51L231 50ZM241 47H244V48H241ZM245 47H246V48H245ZM250 47H251V49H250ZM259 47L262 48V49H260ZM101 48H103V49H101ZM135 48H136V49H135ZM160 48H161L162 50H161ZM212 48H211L210 51L208 50L209 53H210L212 50H214V49H212ZM216 48H215V49H216ZM238 48H239V49L241 48V49L239 50ZM140 49H141V50H140ZM144 49L149 53V55L147 54V52H146ZM152 49H155V50H152ZM159 49H160V51H159ZM189 49L191 50L192 54H188L189 52H186V51H189ZM192 49H193V48H192ZM255 49H257V50L255 51ZM1 50H2L3 53L1 52ZM1 50H0V54H2V56L0 55V56H1V57H0V63H1V61L6 60V59L9 57V53H8V51H5V50H3V49H1ZM65 50H66L68 53H66ZM96 50H97V51H96ZM100 50H101V51H100ZM104 50H105V51H104ZM139 50H140V51H139ZM156 50H157V51H156ZM241 50H242V51H241ZM244 50H245L246 52H244ZM258 50H259V51H258ZM79 51H80V52H79ZM137 51H138V54H137L138 56L135 54V52L137 53ZM162 51H163V53H162ZM204 51H205V52H204ZM239 51H240L242 54H240ZM72 52H73L78 58H77L76 56H73V58H72V57L70 56V55H74ZM155 52H156V53H155ZM185 52H186L187 54H186ZM191 52H190V53H191ZM212 52H213V51H212ZM226 52H227L228 54H226ZM229 52H230V53H229ZM254 52H257V53H254ZM51 53H52V55H50ZM85 53H86V54H85ZM95 53H96V54H95ZM140 53H141V54H140ZM177 53H178V56H177ZM184 53H185L186 55H184ZM243 53H244V56H242ZM245 53H247V54L245 55ZM248 53H249V55H248ZM46 54H48V55H46ZM58 54H59L60 56H59ZM82 54H83L84 56H83ZM132 54H134V55H132ZM139 54H140V55H139ZM234 54H233V55H234ZM237 54H238V55H237ZM255 54H256V55H255ZM261 54H262V55H261ZM41 55H43V56H42L43 58L41 57ZM81 55H82L83 57H82ZM95 55H96V56H95ZM98 55L101 56V57L97 58ZM102 55H103V56H102ZM142 55H144V56H146V57H143ZM153 55H154V56H153ZM183 55L186 56V57L184 58ZM191 55H192V56H191ZM210 55H211V53H210ZM254 55H255V56H254ZM47 56H49V57H47ZM50 56H51V59H50ZM69 56L71 57L72 60L70 59ZM135 56H136V57H135ZM140 56L143 57L144 59H143V58H140ZM148 56H151V57L147 58ZM158 56H159V57H158ZM197 56H198V54H197ZM211 56H212V55H211ZM216 56H217V58H218L219 55H216ZM237 56H239V57H237ZM246 56H247V57H246ZM252 56H249V58L252 57ZM260 56H261V57H260ZM4 57H5L6 59H5ZM66 57H67V58H66ZM80 57H81V58H80ZM84 57H85V58H84ZM131 57H132V58H131ZM134 57H135L136 59H135ZM160 57H162V58H160ZM180 57H181V58H180ZM235 57H236V58H235ZM1 58H3V59L1 60ZM46 58H49V59H46ZM139 58H140V59H139ZM159 58H160V59H159ZM179 58H180V60H181L182 62H181L180 60H178ZM196 58H197V57L194 56V58H192V60L194 59V61H197L198 59H196ZM207 58L210 59L211 57H207ZM234 58H235V59H234ZM38 59H39V61H38ZM67 59H68V61H67ZM73 59H74V60H73ZM80 59H81V60H80ZM85 59H86V60H85ZM137 59H139L140 61L137 60ZM162 59H163V61H161ZM183 59H184V60H183ZM218 59H219V58H218ZM236 59H237V60H236ZM246 59H247V60H246ZM251 59H249L248 62H250ZM261 59H262V60H261ZM24 60H23V61H24ZM30 60H31V62H30ZM34 60H35V61H34ZM36 60H37V62H36ZM62 60H63V61H62ZM75 60H77V61H75ZM78 60H80L81 62H79ZM83 60H84V61H83ZM96 60H97V61H96ZM132 60H133V61H132ZM141 60H143L144 63H143ZM144 60H146V64H145V61H144ZM159 60L161 61L162 64L159 63ZM189 60H190V62H191V59H189ZM231 60H232V61H231ZM33 61H34V63H32ZM43 61H44L45 63H43ZM50 61H51V62H50ZM60 61H62V62H60ZM69 61H70V64L68 63ZM71 61H72V62H71ZM73 61H74V63H73ZM94 61L97 62L96 65H95V62H94ZM135 61H136V62L138 61V62L142 63L143 65L140 64V63H138V62L136 63ZM179 61H180V62H179ZM187 61H186L185 63H187ZM233 61H234V62H233ZM245 61H244V62H245ZM262 61H263V62H262ZM29 62H30V63H29ZM39 62H41V63H39ZM49 62H50V63H49ZM75 62H76V63L78 62L77 64L80 63L81 66H80V64H79V66L76 67V65H74ZM133 62H134V63H133ZM157 62H158V65H157ZM188 62H189V61H188ZM192 62H193V61H192ZM232 62H233V63H232ZM53 63H54V64H53ZM60 63H61V64H60ZM148 63H149V64H148ZM173 63L176 65V67L174 66ZM193 63H194V62H193ZM230 63H232L233 65L229 66ZM260 63H262V64H260ZM22 64H23V65H22ZM37 64H38L39 66H38ZM42 64H43V65H42ZM44 64H45V65H44ZM64 64H65V65H68V66H64ZM83 64H84V65H83ZM147 64H148V65H147ZM183 64H184L185 66H184ZM188 64H189V63H188ZM188 64H187V65H188ZM235 64H236V65H235ZM41 65L44 66V67H42ZM55 65H56V66H55ZM59 65H62V66L60 67ZM70 65H71V67H70ZM93 65H94V66H93ZM156 65H157V66H156ZM191 65H192V64H191ZM191 65L189 64L188 66H191ZM16 66H17V67H16ZM37 66H38V67H37ZM95 66H96V68H95ZM140 66H139V67H140ZM177 66H179V67H177ZM233 66H235V67H233ZM246 66H248V65H246ZM20 67H21V69H20ZM34 67H36V68H34ZM65 67H67V68H68V67L71 68L72 71H71L69 68H68L69 70H68L67 68L64 69ZM91 67H93V68H91ZM186 67H187V66H186ZM228 67H229V68H228ZM231 67L233 68V70L236 69L237 72H236L235 70H234V73L231 72V70H232ZM252 67L256 68L255 65L252 66ZM252 67H250V68H251L250 70H252V71H255V70H256L255 73H256V75L258 76V75H259L258 73L260 72V70H261L262 67H261V66H260L261 68L259 67V68H260L259 71L257 70L258 68L253 69ZM46 68H47V69H46ZM83 68H84V69H83ZM175 68H176V69H175ZM263 68H262V70H263ZM34 69H35V70H34ZM45 69H46V71H45ZM57 69H59V70H57ZM79 69H81V70H79ZM89 69H90V70H89ZM91 69H92V70H95V71H97V72H94V71H92ZM96 69H97V70H96ZM99 69H101L102 71H100ZM154 69H155V70H154ZM228 69H229V70H228ZM31 70H32V71H31ZM63 70H64L65 72H64ZM84 70H85V71H84ZM164 70H167V69H164ZM233 70H232V71H233ZM14 71H15L16 73H15ZM25 71H26V72H25ZM38 71H39V72H38ZM48 71H49V72H48ZM69 71H70V72H69ZM73 71H74V72H73ZM98 71H99V73H98ZM167 71H168V70H167ZM20 72H21V73H20ZM35 72H37V73H35ZM54 72H55V73H54ZM57 72H58V73L61 72V73L58 74ZM66 72L68 73V76L66 75ZM71 72H72V74H71ZM88 72H89V73H88ZM90 72H91V73H90ZM92 72H93L95 75H94ZM29 73H31L32 75H31V74L29 75ZM46 73H47V75H46ZM53 73H54V74H53ZM56 73H57L58 76H60V77H56V76H57ZM69 73L71 74V76H70ZM75 73H76V74H75ZM83 73H84V74H83ZM86 73H87V74H86ZM113 73H114L115 75H114ZM232 73H233V74H232ZM236 73H237V74H236ZM20 74H21V75H20ZM41 74H42L43 77H45V78H43ZM61 74H62L63 76L65 75V76H67V77L64 76V78L62 79V78H61V77H62ZM88 74H90V75H88ZM96 74H97V75H96ZM98 74H99V75L102 74L103 76H102V75L99 76ZM107 74H108V73H107ZM224 74H226V75H225V78H224ZM230 74H231V75H230ZM263 74H264V72H263ZM263 74H261L263 77H260V80L264 78V75H263ZM50 75H51V76H50ZM74 75H75V77H73ZM82 75H84V76H82ZM112 75H113V77H112L113 79H116L117 76H118L114 71L112 72ZM227 75H228V76H227ZM233 75H234V76H233ZM235 75H236V77H235ZM54 76H55V77H54ZM85 76H86V77H85ZM97 76H98V77H97ZM226 76L229 77V78H228L229 80L227 79ZM259 76H260V75H259ZM71 77H73V79H72ZM84 77H85V78H84ZM87 77H89V79H86ZM91 77H92V78H91ZM28 78H30V79H28ZM56 78H57V81H55ZM65 78H67V79H68V78H69V79L71 78V79H70L71 81H70L69 79H68V80L66 79V80H67V81H66ZM90 78H91V79H90ZM99 78H100V79H99ZM103 78H104V79H103ZM233 78H234V79H233ZM237 78H236V79H237ZM23 79H24V80H23ZM49 79H51V80H49ZM59 79H61V83H60V81H59V83H58V80H59ZM101 79H102L103 81H102ZM230 79L233 80L232 82H235V83H236V84L233 83V84H235V86H233V84H231V83H230L231 86H230V84H228L229 82H231ZM22 80H23V81H22ZM34 80H35V82H33ZM63 80H64V81H63ZM90 80H91L92 83H90ZM92 80L97 81V83L94 82V85H92V84H93V81H92ZM8 81H10V82H12V83H9ZM43 81H47V82L49 81V82L47 83V82H43ZM65 81H66V82H65ZM109 81H110V80H109ZM221 81H222V80H221ZM53 82H54V83H53ZM55 82H56V83H55ZM67 82H68V83H67ZM85 82H86V84H84ZM104 82H105V83H104ZM25 83H26V84H25ZM36 83H37V84H36ZM39 83H40V84H39ZM43 83L46 84V85H44ZM79 83H80V85H79ZM88 83H90V84H89L90 87H89ZM95 83H96V84H95ZM29 84H30V85H29ZM48 84H49V85H48ZM57 84H58V87H56ZM66 84H67V85H66ZM73 84H74L75 86H74ZM76 84H77L78 86H77ZM83 84H84V85H83ZM101 84H102L104 87H103ZM9 85H10V86H9ZM23 85H24V86H23ZM25 85H26V86H25ZM55 85H56V86H55ZM61 85H62V86H61ZM8 86H9V87L12 86V88L14 87L15 89H14V88H13V89L11 88V89H12V90H15V91H12ZM46 86H47V87H46ZM59 86H60V91H59V89H58ZM65 86H66V87H65ZM85 86H86L87 88L89 87L88 89L86 88L88 91L85 90ZM20 87H21V88H20ZM26 87H31L30 89H32V90L28 91ZM32 87H33L35 90H34ZM53 87H54V88H53ZM61 87H62V88H61ZM63 87H64V88H63ZM76 87L79 88L78 90H80V92H78V91L76 92V90H77ZM80 87H81V88H80ZM83 87H84V88H83ZM229 87H231L232 90H231V88H229ZM4 88H5V89H4ZM16 88H17V89H16ZM22 88H23V89H22ZM41 88H42V90H43V89L47 90V92H45V90L42 91ZM51 88H52L53 90H52ZM74 88H75L76 90H75ZM92 88H93V89H92ZM102 88H104L105 90L102 89ZM107 88H108V89H107ZM7 89H8V93H9V95H8V93H7ZM25 89H26V90H25ZM28 89H29V88H28ZM55 89H57L58 91L55 90ZM69 89H71L72 94H71V92H69V91H70ZM83 89H84L85 91L81 93V91H82ZM97 89H98V90H97ZM99 89H100V90H99ZM2 90H3L5 93H4ZM9 90H10V91H9ZM20 90H22V91H20ZM54 90L56 91V94H55V91H54ZM61 90L66 91V92H67L68 90H69V91L66 93V92H63V91H61ZM74 90H75V93L77 94L76 97H75V94H74V92H73ZM89 90H90V91H89ZM93 90H95L96 92L93 91ZM18 91H19V92H18ZM48 91H49V93H48ZM91 91H92V92H91ZM14 92H16V93H14ZM30 92H31V93H30ZM36 92H38V93L36 94ZM53 92H54V93H53ZM59 92H60V93H59ZM61 92H63V93L61 94ZM93 92H94V93H93ZM231 92H229V94H227V95L225 94L224 97H227V99H228L229 97H231L232 95L230 96V94L233 93V92H232V93H231ZM12 93L15 94L14 97L17 96V97H15V100H16V101L14 100V97H12V95H13ZM17 93H18V94H17ZM19 93H21V94L19 95ZM65 93H66V94H65ZM68 93H69L70 95H67ZM78 93H79V94H78ZM80 93H81V94H80ZM83 93L85 94V95L82 96L83 99H84V98H87L88 96H89L90 98H91V97H92V98L90 99V98L88 97L86 100H83L81 97H79V96H81ZM89 93H90V94H89ZM96 93H97V96L95 95ZM5 94H6V95H5ZM42 94H43V96L41 97ZM46 94H47V97H48V98H46ZM59 94L61 95L62 98H60V95H59ZM63 94H64V95H63ZM73 94H74V95H73ZM87 94H88V95H87ZM98 94H102V95L100 96V95H98ZM1 95H2V96H1ZM4 95H5V96H4ZM18 95H19V96H18ZM36 95H37V97H36ZM38 95H40L39 97L42 98V99H40V98L38 97ZM44 95H45V96H44ZM48 95H49V96H48ZM66 95L69 96V99H70V101H71L72 104H71V103H68V102H69V99H67V96H66ZM86 95H87V96H86ZM90 95H91V96H90ZM93 95H94V96H93ZM9 96L11 97V99L9 98ZM22 96H23V97H22ZM30 96H31V98H29V99H31V101L26 100V98H28V97H30ZM34 96L36 97V100H34ZM71 96H72V98H70ZM84 96H85V97H84ZM222 96H223V95H222ZM228 96H229V97H228ZM24 97H25V98H24ZM53 97H54V98H53ZM64 97H65V99H67V100L63 99ZM77 97H78V98H77ZM93 97H94V98H93ZM224 97H222V98H223V99H226V98H224ZM12 98H13V99H12ZM23 98H24V100H23ZM37 98H38L39 100H38ZM43 98H44V99H43ZM49 98H50V99H49ZM74 98H75V99H79V102H77L76 100H74ZM80 98L82 99V103H81V99H80ZM220 98H221V96H220ZM4 99H5V100H4ZM62 99H63L64 101H63ZM89 99H90L91 101L94 100V102H95L96 104H95L94 102H91ZM92 99H93V100H92ZM95 99H96V100H95ZM97 99H98V100H97ZM9 100H11V102L13 101L14 103H13V102H12V103L9 102ZM19 100H20V101H19ZM41 100H42L43 102H45V100H47L46 103H45V104H47V106H46L43 102H40ZM3 101H5V102H3ZM17 101H18V102H17ZM61 101H62V102H61ZM75 101H76V102H75ZM87 101H88L89 103H87ZM97 101H99L98 103H99L100 105L97 103ZM15 102H16V103H15ZM21 102H23V103L21 104ZM35 102H36V103H35ZM49 102H50V103H49ZM58 102H59V103H58ZM64 102H65V104H64ZM66 102H67V104H66ZM83 102H86V103H83ZM41 103H42L43 106L45 107L44 110L46 109V110H45L46 112H47L48 110H53V108H54V109H56V110L59 109V110L57 111L58 114L56 113V110H53V111H54V113H52L53 115H51V112H52V111H48V112L46 113V112L43 110V106H41V105H42ZM56 103H57V104H56ZM60 103H61V104H60ZM77 103H78V104H77ZM92 103H94L95 106L90 105V104H92ZM5 104H6V105H5ZM36 104H39V105L37 106ZM48 104H50L51 106L48 105ZM70 104H71V105H70ZM84 104H85V105H84ZM7 105H9V106H7ZM21 105H22V106H21ZM30 105H31V106H30ZM56 105H57V106H56ZM58 105H59V106H58ZM62 105H65L67 108H65V107L62 106ZM67 105H68L69 107H68ZM75 105H77V106L80 105V106H79V108H78L77 106H76L77 108H75ZM86 105H87V106L90 105L91 107H90V106L86 107ZM96 105H97V106H96ZM10 106H12V107H10ZM25 106H26V107H25ZM29 106H30V107H29ZM53 106H55V107H53ZM60 106H62V108H64V110H62V111H64V112H62V111L60 110V109H62V108H60ZM70 106H72V107H70ZM5 107H8V108H5ZM19 107H20L21 109H19ZM32 107H33V108H32ZM35 107H36V109H35ZM38 107H39V108H38ZM47 107H49V108H47ZM50 107H51V109H50ZM73 107H74V111L71 112V110H73ZM83 107H84V108H83ZM93 107H94V108L96 107L95 109H96L97 111H99V112H96L95 109H94V111H93V110H92ZM4 108H5L6 110H5ZM23 108H24V110H23ZM27 108H28V110L31 108L30 110L35 109L36 111L33 110V112H35V114H34L33 112H32V113H29V114H30V115H28L29 117H28V118H25V116L28 114V112H27V111H28ZM41 108H42V109H41ZM69 108H70L71 110H70ZM86 108H87V109L89 108V110H90V108H91L92 111H88V110H86ZM99 108H100V109H99ZM2 109H1L0 111H2ZM7 109H8V110H7ZM14 109H13V110H14ZM18 109H19V110H18ZM47 109H48V110H47ZM66 109H67V110H70V112H69V111L67 112ZM82 109H85L86 112H84ZM98 109H99V110H98ZM248 109H249V111L252 110V108L250 109V107H249ZM248 109H247V110H248ZM20 110H21L22 112H25V110H27V111H26V112H27L26 115H25V116H24V115H21V114H20V113H21ZM42 110H43L45 113H43ZM65 110H66V111H65ZM81 110H82V111H81ZM3 111H2V112H3ZM39 111H41V112L39 113ZM59 111H60L61 113H63V114H64V113L66 114V112H67V114H69L68 117L66 116V120H65V117L63 118V115L60 114ZM252 111H253V110H252ZM252 111L249 112V113L252 114V113H253ZM30 112H31V111H30ZM83 112H84L85 115L83 114ZM87 112H89V113L86 114ZM92 112H93V114H91ZM9 113H8V115H9ZM42 113H43L44 115H46V116L42 115ZM94 113H96V114H94ZM37 114H38V115H37ZM47 114H48V115H47ZM49 114H50L52 117L54 116L53 118L51 117L52 120H55L54 118H56V114H57L58 116H61V117L63 118V121H64V120H65V121H64V122L61 121L62 118H60L61 120H59V117L57 116L56 119H58L59 122H60V121H61V122L58 123V121L56 120V121H54V122L51 124V122H52L51 119H47V120H49V121L46 120V118H48V117L50 118V115H49ZM59 114H60V115H59ZM65 114H64V115H65ZM67 114H66V115H67ZM89 114L92 115V116H90ZM31 115H32V116H31ZM36 115H37V116H36ZM83 115H84V117H83ZM86 115L89 116V118H85V117H87ZM23 116H24V118H20V117H23ZM30 116H31L32 118H31ZM42 116H43V117H42ZM96 116H97V115H96ZM82 118H84L85 120L82 119ZM21 119H23V120L25 119V120L22 121ZM44 119H45V120H44ZM77 119H78V120H77ZM80 119L84 120V122H86V123H84V122H83L82 120H80ZM86 119H88V120H86ZM41 120H42V123H41ZM43 121H45V122H43ZM46 121H47L48 123H49V122H50V123L48 124ZM73 121H74V122L76 121L75 124L73 123ZM90 122H89L88 124H90ZM46 123H47V124H46ZM55 123H54V124H55ZM80 123H82V124H80ZM83 123H84V125H83ZM65 124H66V122H65ZM68 124H71L70 121H69ZM88 124H87V125H88ZM33 125H34V124H33ZM81 125H82V126H81ZM55 126H56L57 128H56ZM84 127H83V128H84ZM73 128H74V127H73ZM75 128H76V127H75ZM78 128H77V129H78ZM79 129H80V128H79ZM106 133H107V132H106ZM246 157L248 158L249 155L246 154V155H245V158H246ZM87 158H88V156H87ZM87 158H86V160H88V161H87L88 164H84V163H87V162H85L86 160L84 161L85 158H81L80 162L82 161V164H80L79 166H77L78 168L74 165L75 168L72 169V170H76V171L74 172V174L77 175V176L79 175V177H84V178H81V179H84V180H87V181L91 180V178L93 177V175L96 174V175H98V180L100 179L99 181H100L101 183H102V181H105V180H102V179H106V177H108V176H107V173H108L107 170H106V169H102V168H100V167H101L100 164H97V165H96L95 163L98 162L97 160H96L97 162H94V161L92 162V160L90 159V157H89L88 159H87ZM249 158H250V157H249ZM249 158H248V159H249ZM82 159H83V160H82ZM96 159H97V157H96ZM263 160H264V158H263ZM83 162H84V163H83ZM89 162L92 163V164H90L91 167H90V165H89ZM93 164H94V165H93ZM69 165H70V164H68V168H69V171H70V166H69ZM87 165H89V166H87ZM63 166H64V167H63ZM81 166H84V167H82V169L85 168V170H84V169L81 170ZM94 166H97V167H94ZM99 166H100V167H99ZM66 167H67L66 165H63V164H62V169H61V167L58 168V170H57V169H53V170H57V172L55 171L56 173L54 172V174L57 175V173H58V176L60 177V178H59V177L57 176L58 179H57L56 181H58V180L61 179V180L59 181V184H60V185H62V184L64 185V184H66V183L70 180V179H68L69 177H67L68 175L65 174V173H67V171H68V170H66V169H67ZM92 167H93V168H92ZM64 168H65V169H64ZM76 168H77V169H76ZM60 169H61V170H60ZM78 169H80V170H79V173L77 174ZM89 169H90V171H89ZM93 170H95V171H93ZM99 170H100V171H99ZM80 171H82V172H80ZM96 171H97V172H96ZM103 171H104V172H103ZM59 172H60L61 174H60ZM83 172H84V174H82ZM104 173H105V174H104ZM81 174H82V175H81ZM86 174H87V176H85ZM89 174H90L92 177H91ZM101 174H102V175H101ZM88 175H89V179L86 178V177H88ZM96 175H95V176H96ZM104 176H105V178H104ZM101 177H102V178H101ZM62 179H63V180H62ZM92 179H93V178H92ZM67 180H68V181H67ZM32 181H34L35 183L32 182ZM32 181H31L32 183L30 182L29 185H26V184H25L26 188L24 187V185H21V184L18 185L19 187H21V190H22V191L26 192V194H23L24 192H22L21 190H19V191H20V196H18L17 199H13V198H15V196H16L15 193L18 192V190H17V192H16V190H15L16 188H14L15 193L13 192L12 194L15 195V196H14V197H13V196H12V197H9V198H11L10 200H9V198H6V196H5L4 199L2 200V202L5 201V200H7V202L5 201V202H3V203H5V204L8 203V204H9V201L11 202L12 199H13L14 202H16L15 200H17V202H18V201L20 200V198L23 197V196H24L23 199L26 200L28 197L32 196V194H33L32 192H34V191L37 192V190L40 189V187L43 188L44 183L41 182V181H42V180H41V177H40V178L38 177L37 180H36V178H34V180H32ZM63 181H64V182H63ZM36 183H37V184H36ZM39 184H40V185H39ZM42 184H43V185H42ZM33 185H34V186H33ZM36 185H37V186H36ZM41 185H42V186H41ZM18 186H16V187L19 189ZM27 186H28V188H27ZM262 187H263V186H262ZM30 188H31V189H30ZM24 189H25V190H24ZM27 189H28V190H27ZM33 189H35V190H33ZM263 189H264V188H263ZM40 190H41V189H40ZM27 191H28V192H27ZM21 192H22L23 195H21ZM263 193H264V190H263ZM17 195H18V194H17ZM8 196H9V195H8ZM10 196H11V195H10ZM25 196L27 197L26 199H25ZM2 197H3V196H2ZM5 198H6V199H5ZM18 199H19V200H18ZM21 199H22V198H21ZM23 199L20 200V201H23ZM263 200H264V198H263ZM0 203H1V198H0ZM3 203H1V204H2V205H5V204H3ZM8 204H6V206H7ZM11 204H15V203L12 202ZM11 204H10V205H11ZM17 204H18V203H16L15 205H17ZM8 206H9V205H8ZM48 230H49V229H46V230H45V232L43 233V235H42V237H41V240L43 241L44 239H46V236H48V237H49V236H52V237H49V238L47 237L48 241L51 242V243H52V242H53V243H54V242H55V243H58V242H56L55 240L52 241V239H50V238H53V237L55 236V233H53L52 230H49V231L52 232V233H51V235H50V234L48 235V232H49ZM46 232H47V233H46ZM50 232H49V233H50ZM46 234H47V235H46ZM22 235H24V234H22ZM22 235H21V236H22ZM53 235H54V236H53ZM21 236L19 235V236H18L19 238L16 237L15 239H14V238H9V237H7L8 240H7V239H4V241H7V242H5V244H7V243H9V242L12 243V242L14 241L13 244L10 245V246L17 247V248L22 247L24 250H22V249L20 248V249H21V250L19 249V250H20V251H19L20 254H21V251H23V252L25 253V256L27 257V260L30 261L31 264H32V261H31V260L35 261V259H37V258H35V257H37V256L39 257V255L41 256L42 254H43V256H44V253H42V252H43V250H42V245L40 244V243H42V242H39V241H40L39 239H38L37 242H36V241H34V239H36V237H34L33 235H29V234L27 235V234H25L24 238H23V236H22V237H21ZM26 236H28V238H26ZM29 236H31V237H29ZM32 236H33V237H32ZM20 237H21V238H20ZM43 237H45V238L43 239ZM56 237H58V235H56ZM56 237H54V238H56ZM60 237L62 238V236H60ZM22 238H23V241H22ZM29 238H31V240L33 239V240H32V243H28V241L30 240ZM61 238L58 237V238H56V240H57V241H58V240H59V241L62 240V242L60 241L61 243H64V242L66 243V242L69 241L68 237H63V239H61ZM11 239H13V240L11 241ZM17 239H18V240H17ZM19 239H20V240H19ZM24 239H25V240H24ZM47 239H46V240H47ZM65 239H66L67 241H65ZM90 239H91V238H90ZM95 239H96V240H95ZM26 240H27V241H26ZM31 240H30V242H31ZM46 240H45V241H46ZM50 240H51V241H50ZM63 240H64V242H63ZM93 240L98 242L100 239L97 240V238H94V239H91L90 241H93ZM15 241H16V242H15ZM45 241H44L43 243H44V245L47 246V247H45V248L43 247L44 249H46L45 256L43 257V259H44L46 262H47L48 259H50V260H53V259L55 260V259H56V262H55V261H54V262L49 261V262H47V263H49V264H59L58 262L61 260V258H63V257H61V254H62V253H61L62 250H60L61 248H56V249H55V250L58 251L57 253L60 252V253H59L60 256H59V254H58V255L56 254V251H55V252H51V254L53 253V255H51V254H50V251H54V248H53V250H52V248H51L50 246H48L49 244H46L47 241H46V243H45ZM26 242H27V246H30V245H28V244H31V247H33V248H34L35 246L38 248V245L40 244V247H41V248L39 247L38 249H40L39 251H41V250H42V251H41V252L38 251V252H39V253H42V254H39L38 252H36V250H37L36 247L34 248V249H36L35 251H34L33 248L30 247L31 249H33V250L31 251V250L29 249V247L26 246ZM33 242H35V244H34ZM49 242H48V243H49ZM69 242H70V241H69ZM11 243H10V244H11ZM17 243H18V244H17ZM20 243H21V246L19 245ZM23 243H24V244H23ZM37 243H39V244L36 245ZM61 243H58V245L61 246ZM90 243H91V242H90ZM90 243L88 244V246L90 245ZM97 244H98V246L100 247V244H102V243H101V241H100V243H99V242H98V243H96V242H92V244H91V245H92V248L87 246V248H86L87 251H89L90 249L93 250V251H90V253H92V254L95 253V252H97V251H99L98 253H100V255H102V256H104V252H105V256H106L107 258L111 259V253L108 252V251H110V250H106V249L104 250V249H103V248H107V249H108V247H104V246L101 245L102 248L99 249V248H97ZM7 245H8V244H7ZM14 245H15V246H14ZM16 245H18V246H16ZM34 245H35V246H34ZM44 245H43V246H44ZM91 245H90V246H91ZM94 245H96V246H95L96 249L93 248ZM19 246H20V247H19ZM23 246H25V248H24ZM26 247L29 249V253H30V252H32V253L29 254L27 250H26V252H25V249H27ZM49 247H50V249H49ZM48 249H49V250H48ZM58 249H59V250H58ZM63 249H64V248H63ZM97 249H98V250H97ZM94 250H95V252H94ZM96 250H97V251H96ZM100 250H102V251H104V252L102 253V251H100ZM33 251H34L35 253H33ZM44 251H45V250H44ZM47 251H48V253L50 254V258H48V257L46 256V255H47ZM19 252H17V254H16L17 256L20 255V254H18ZM36 253H38V254H36ZM8 254H9V253H8ZM10 254H11V253H10ZM27 254H29V255H27ZM33 254H34V255L36 254V256L34 257ZM54 254H56V256H58L59 259L56 258V256H55ZM108 254H109L110 256H108ZM6 255H7V254H6ZM12 255H15V254H12ZM32 255H33V256H32ZM9 256H11V255H7L8 259L10 258ZM17 256H16V258H14V259H20V258H22V257H25V256H22V255H21V256H19V258H17ZM28 256H29V257L32 256V257H34L35 259H34V258H33V259H32V258H29ZM48 256H49V255H48ZM53 256H55V257H53ZM4 257H5V255H4ZM7 257H6V262H7V260H8ZM13 257H15V256H13ZM26 257H25V259H26ZM45 257H47L48 259H46ZM60 257H61V258H60ZM0 258H1V256H0ZM11 258H12V257H11ZM11 258H10V259H11ZM39 258L42 259V257H39ZM52 258H53V259H52ZM1 259H2V260H1ZM1 259H0L1 261L5 260V259L3 258V255H2V258H1ZM10 259H9L8 263H5V262L3 261L4 263H2V264H9V263L12 262V261H13V263L18 261V260H15V261L12 260V261H11ZM29 259H30V260H29ZM20 260H21V259H20ZM20 260H19V261H20ZM27 260H26V261H27ZM37 260H38V259H37ZM19 261H18V262H19ZM22 261H23V262H19V263H17V264H22V263L24 264V262H26V261H24V260H22ZM28 261H27L26 263H28ZM39 261H42V260L39 259L37 262L39 263ZM57 261H58V262H57ZM37 262H35V263H33V264H37ZM13 263H12V264H13ZM40 263H41V262H40ZM10 264H11V263H10ZM14 264H15V263H14ZM28 264H29V263H28Z\"/></svg>",
    "mask_w": 264,
    "mask_h": 264
}]
</instances>
